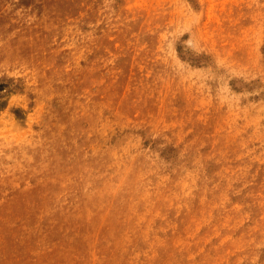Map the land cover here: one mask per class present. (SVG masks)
<instances>
[{"label":"rangeland","instance_id":"374dc122","mask_svg":"<svg viewBox=\"0 0 264 264\" xmlns=\"http://www.w3.org/2000/svg\"><path fill=\"white\" fill-rule=\"evenodd\" d=\"M0 264H264V0H0Z\"/></svg>","mask_w":264,"mask_h":264}]
</instances>
